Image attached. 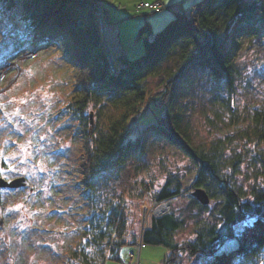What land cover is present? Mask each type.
Masks as SVG:
<instances>
[{
  "label": "trees",
  "instance_id": "obj_1",
  "mask_svg": "<svg viewBox=\"0 0 264 264\" xmlns=\"http://www.w3.org/2000/svg\"><path fill=\"white\" fill-rule=\"evenodd\" d=\"M95 10L94 0H0V15L14 18L11 35L15 44L11 52L0 56V70L15 52L33 43L53 46L71 63L75 85L65 107L80 123L85 155L81 194L88 209L97 205L95 187L102 172L107 171L104 176L108 179V173L119 175L129 162L143 161L148 153L147 134L153 133L184 148L196 161L198 175L190 188L169 179L152 198L169 201L185 190L192 195L194 189L203 188L210 201L217 203L211 211L212 221L202 218L195 222L194 239L174 240V232L184 223L171 209L150 216L142 241L168 249L163 264H182L183 253L203 258L200 264H254L264 252V178L251 189L238 185L232 173L240 156L226 155L231 138L218 139L207 147L191 145L174 109L181 83L191 70H201L216 91L213 104H222L231 115H238L230 103L239 74L237 52L243 37H264V0H198L176 11L155 33L145 21L137 32V38L143 39V53L138 57L122 53L114 59L115 70L110 68ZM152 77H160L161 91H151ZM221 90L229 96L221 97ZM162 103L165 117L151 120L141 135L134 134L129 128L131 115L149 106L159 115ZM108 107L117 112L108 117L104 128L100 119ZM214 113L219 115L217 108ZM238 135L264 144V101L251 111ZM148 188L149 183L142 181L139 197ZM128 197L124 193L108 197L99 215L88 223L92 231L83 233L85 245L80 240L78 248L70 252L73 259L82 264L122 260L120 247L137 242ZM192 200L199 209L208 210L210 202L203 204L193 195ZM87 246L96 248L94 254L86 251Z\"/></svg>",
  "mask_w": 264,
  "mask_h": 264
},
{
  "label": "rangeland",
  "instance_id": "obj_2",
  "mask_svg": "<svg viewBox=\"0 0 264 264\" xmlns=\"http://www.w3.org/2000/svg\"><path fill=\"white\" fill-rule=\"evenodd\" d=\"M142 1H158L161 7L136 9ZM196 1L94 0L108 56L114 59L124 51L131 57L140 56L144 43L137 38V32L145 21H149L155 33L176 16V11ZM108 18L110 23L104 33L103 21L107 23ZM0 20L1 56L11 52L15 44L11 35L14 18L1 14ZM109 33L116 35L114 41L118 47L122 46L120 51L110 48ZM30 45L15 52L0 70V169L5 170L8 180L25 178L22 186L0 190V264H82L70 252L78 248L80 240L85 245L87 237L83 233L88 235L92 231L89 221L99 215V208L113 193L129 196L130 221L137 242L120 247L122 260H108L105 264H137L138 256L141 264H163L168 252L165 246L144 243L139 247L144 206L153 202L154 194L169 179L190 188L196 161L184 148L148 133V153L143 161L129 162L119 175L108 173V179L104 176L107 171L99 176L95 187L97 210L92 212L94 208H87L86 197L81 194L85 155L80 123L65 107L75 85L71 63L61 58L53 46ZM30 50L35 51L33 58L25 56ZM237 54L239 74L230 96L237 116L231 115L224 105L213 104L216 91L201 70H191L181 83L174 110L181 117L191 145L207 147L218 139L231 138L226 155L240 156V163L232 173L234 181L251 189L264 178V144L241 139L238 133L251 111L264 101V37H243ZM160 80V77L150 79L153 93L162 90ZM220 94L229 96L222 90ZM159 108L166 110L164 103ZM156 110L149 106L140 119L145 123L156 119L159 116ZM116 112L106 108L100 124L106 128L108 117ZM93 118L96 120L95 115ZM142 181L149 183L150 189L139 197ZM169 203L171 212L184 223L183 228L174 232V240L180 242L195 238L194 224L198 219H214L211 211L217 200L211 199L204 211L192 200L191 190H185ZM95 249L87 246L86 251L94 254ZM202 260L183 253L182 264H200ZM254 264H264V252Z\"/></svg>",
  "mask_w": 264,
  "mask_h": 264
},
{
  "label": "built area",
  "instance_id": "obj_3",
  "mask_svg": "<svg viewBox=\"0 0 264 264\" xmlns=\"http://www.w3.org/2000/svg\"><path fill=\"white\" fill-rule=\"evenodd\" d=\"M100 2V1H99ZM142 3V4H141ZM161 7V3L158 1H154L153 3H149V2H140L139 4L136 5V9H152V8H158ZM100 10L103 11V4L101 2L100 4ZM97 12V11H96ZM107 20V19H106ZM109 25V22L107 20V23L103 21V26H104V33L106 32L107 28L106 26ZM109 65L110 68L112 70H115L116 66L115 63L113 61V58L111 59L109 57ZM148 109V108H147ZM147 109H144L142 111H138L136 113H133L130 117V121H129V127L135 132V133H141L146 127H147V123L144 122V120H141V116L142 113H147ZM166 115V110L161 111L160 112V116H165ZM196 173V171H195ZM145 211H147L148 213H152L154 215H161L164 214L166 212H168L170 210V204L165 201V200H158V199H154L152 205L150 206H146L144 208Z\"/></svg>",
  "mask_w": 264,
  "mask_h": 264
},
{
  "label": "water",
  "instance_id": "obj_4",
  "mask_svg": "<svg viewBox=\"0 0 264 264\" xmlns=\"http://www.w3.org/2000/svg\"><path fill=\"white\" fill-rule=\"evenodd\" d=\"M90 121L93 123L92 120V113L90 115ZM25 178L23 176H19L16 178H13L11 180H7L4 178H0V190L2 187H18L25 184L24 182ZM192 195L195 196L201 203L203 204H209L210 197L205 189L203 188H196L192 191ZM0 223H2V220H0Z\"/></svg>",
  "mask_w": 264,
  "mask_h": 264
},
{
  "label": "bare ground",
  "instance_id": "obj_5",
  "mask_svg": "<svg viewBox=\"0 0 264 264\" xmlns=\"http://www.w3.org/2000/svg\"><path fill=\"white\" fill-rule=\"evenodd\" d=\"M109 36H110V38H109L110 48L111 49L112 48H115V47L119 48L118 45H116L115 44V41H114V39L116 40V35L115 34H112V33H109Z\"/></svg>",
  "mask_w": 264,
  "mask_h": 264
},
{
  "label": "snow or ice",
  "instance_id": "obj_6",
  "mask_svg": "<svg viewBox=\"0 0 264 264\" xmlns=\"http://www.w3.org/2000/svg\"><path fill=\"white\" fill-rule=\"evenodd\" d=\"M165 2L167 3L168 0H165ZM8 171H14V169H8ZM0 178L7 179V177L5 175V170H3V169H0Z\"/></svg>",
  "mask_w": 264,
  "mask_h": 264
},
{
  "label": "crops",
  "instance_id": "obj_7",
  "mask_svg": "<svg viewBox=\"0 0 264 264\" xmlns=\"http://www.w3.org/2000/svg\"><path fill=\"white\" fill-rule=\"evenodd\" d=\"M119 44H120V43H119ZM120 46H121V45H119V48L115 47V48H112V49H114V51H116V50H117V51H120V49L122 48V46H121V48H120ZM122 50H124V49H122ZM124 52L126 53V51H124Z\"/></svg>",
  "mask_w": 264,
  "mask_h": 264
}]
</instances>
